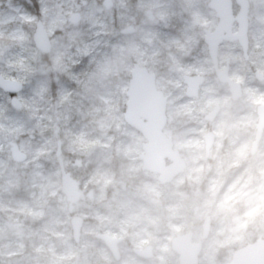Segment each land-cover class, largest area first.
I'll return each mask as SVG.
<instances>
[{
  "label": "rangeland",
  "instance_id": "1",
  "mask_svg": "<svg viewBox=\"0 0 264 264\" xmlns=\"http://www.w3.org/2000/svg\"><path fill=\"white\" fill-rule=\"evenodd\" d=\"M23 1L0 0V74L23 87L15 96L0 90V264H178L171 239L191 231L193 242L202 240L203 220L182 189L141 171L144 139L123 120L126 88L115 77L123 78L125 57L146 66L197 131L207 125L225 133L222 150L232 140V147L244 146L241 170H264V135L254 155L248 135L264 104V0H249L247 60L237 43L219 48L220 68L229 60L230 78L242 88L235 101L218 82L203 42V30L217 24L209 0H36L38 15ZM238 10L233 3L234 14ZM39 20L51 41L48 60L33 43ZM184 75L205 78L198 98H185ZM215 105L221 111L207 122L203 117ZM112 143L126 147L116 179L104 161L103 149ZM91 146L101 154L90 173L81 159ZM13 147L25 161L13 160ZM64 175L76 183L73 195L63 191ZM237 215L222 234L210 225L199 264H229L239 246L264 239V210ZM74 216L84 222L78 243ZM97 233L122 238L119 261ZM148 245L154 257L143 261L134 250Z\"/></svg>",
  "mask_w": 264,
  "mask_h": 264
},
{
  "label": "water",
  "instance_id": "2",
  "mask_svg": "<svg viewBox=\"0 0 264 264\" xmlns=\"http://www.w3.org/2000/svg\"><path fill=\"white\" fill-rule=\"evenodd\" d=\"M233 1L239 8L236 15H234L232 10ZM249 7L248 0H209L208 2V8L215 12L218 22L212 31L204 30V43L207 46L217 79L219 82L228 85L232 100H237L242 96V89L238 82L229 77L228 61L223 70L218 68V49L224 42H238L244 58H247ZM77 21L78 15L70 18V22L73 24L77 23ZM235 23L237 31L233 32ZM33 42L43 54L50 52L51 43L41 21H38L35 25ZM258 78L261 79L260 76ZM183 81L187 87L185 91L186 97H197L199 87L204 82V78L186 75L183 77ZM0 90L15 95L22 90V85L20 82L6 79L0 74ZM161 96L165 97L164 93L158 90L156 86L155 74L149 72L146 67L138 63L134 64L130 71L126 90V110L123 114V119L128 126L140 133L145 140L142 144V153L139 155V160L142 161L141 169L148 173L157 174L160 184L165 185L172 181L170 178L172 161L163 151L162 134L167 123V115L166 108L161 107L160 104ZM14 101L17 102L16 99ZM218 111L219 106H216L210 112L207 116L211 118L210 121L216 117ZM256 114L258 117L257 125L264 126V104L257 107ZM261 138L262 136L260 139L254 140L252 146L253 154L256 152ZM12 158L18 162L25 160V156L15 147L12 148ZM62 182L65 191L70 192L74 189V183L68 176L63 177ZM82 227L83 221L80 217L75 216L71 219L72 236L76 243L80 240ZM209 231L210 224L205 227L203 222L202 240L207 239ZM96 238L104 242L116 260L120 259L119 238L106 234H98ZM201 247V241L197 244L192 242V232L176 235L171 240V248L179 256V264H198ZM135 253L144 260L151 258L153 255L151 246H147L143 250H135ZM230 264H264V239H257L255 242L237 249L232 254Z\"/></svg>",
  "mask_w": 264,
  "mask_h": 264
},
{
  "label": "clouds",
  "instance_id": "3",
  "mask_svg": "<svg viewBox=\"0 0 264 264\" xmlns=\"http://www.w3.org/2000/svg\"><path fill=\"white\" fill-rule=\"evenodd\" d=\"M160 104L169 114L162 139L163 151L172 161L170 178L182 189V198L196 207L204 226L214 225L217 234H222L240 219L237 213L242 209L264 210V170H241L237 157L243 154L244 146L232 147V140L230 148L222 150L225 133L207 125L197 131L181 108L163 96ZM248 135L260 139L264 126H255Z\"/></svg>",
  "mask_w": 264,
  "mask_h": 264
},
{
  "label": "trees",
  "instance_id": "4",
  "mask_svg": "<svg viewBox=\"0 0 264 264\" xmlns=\"http://www.w3.org/2000/svg\"><path fill=\"white\" fill-rule=\"evenodd\" d=\"M19 1L24 3L23 0H19ZM28 1L32 4L34 14L38 15V2L36 0H28ZM131 3H132V1H131ZM43 58L48 60V56H46V55H44ZM119 60H122V59L119 57ZM123 60H124V63L123 64L121 63V66H122L123 72H124L123 78L121 77L122 75H116L115 78L119 79V81H123V85L126 88L128 85V80H129V72H130V69H131L132 65L134 64V62L131 63V61L127 60L126 57ZM117 63H118V61H117ZM50 86H51V90H54V86H55L54 81H51ZM123 96H125V93H123ZM55 139L57 141L59 140V138L56 135H55ZM93 147H95V146H91V147H88L87 149H83V153H84L83 156L84 157L81 159L82 162L88 163L90 165L91 168L88 170L90 173H91V170L96 167L97 162L99 161V158H100V154H101L99 147L92 149ZM125 149H126V147L124 145L120 144V146H118V145H115V143H112V145H110L107 149H103L104 150V156H105L104 161H105L106 165L109 168H111V171L114 175V179H116L119 176V174L121 173V171L123 170L121 167V165H122L121 158H122V154L124 153ZM75 158L76 157H74V159ZM98 187H96V189H95V191L97 193L99 192ZM109 190H111V189H109Z\"/></svg>",
  "mask_w": 264,
  "mask_h": 264
},
{
  "label": "flooded vegetation",
  "instance_id": "5",
  "mask_svg": "<svg viewBox=\"0 0 264 264\" xmlns=\"http://www.w3.org/2000/svg\"><path fill=\"white\" fill-rule=\"evenodd\" d=\"M228 71H229V76H230V68H229V66H228ZM17 106H18V104L16 105V107H17ZM213 108H214V107H213ZM209 111H210V110H209ZM209 111H208V112H209ZM211 111H212V110H211ZM220 111H221V109L219 110V113H220ZM219 113H218V115H219ZM207 115H208V113H207L203 118L205 119ZM218 115L216 116L215 120L217 119ZM205 120H206V119H205ZM74 192H75V188H74L72 191H70L69 194L73 195Z\"/></svg>",
  "mask_w": 264,
  "mask_h": 264
}]
</instances>
